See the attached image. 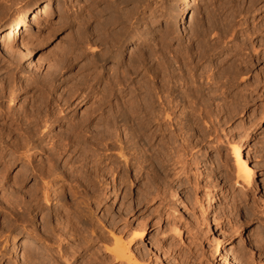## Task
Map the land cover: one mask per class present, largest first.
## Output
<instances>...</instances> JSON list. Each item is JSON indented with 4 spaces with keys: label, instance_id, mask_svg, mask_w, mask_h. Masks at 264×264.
Instances as JSON below:
<instances>
[{
    "label": "rangeland",
    "instance_id": "374dc122",
    "mask_svg": "<svg viewBox=\"0 0 264 264\" xmlns=\"http://www.w3.org/2000/svg\"><path fill=\"white\" fill-rule=\"evenodd\" d=\"M184 1L0 0V29L33 2L52 6L35 19L30 13L20 30L27 31L23 41L32 61L23 59L16 40L10 56L0 52V207L14 179H22L21 192L35 189L39 180L28 176V162L38 168L49 153L58 154L55 172L46 178L49 204L40 200L31 224L0 209V264H65L66 241L76 250L74 264H122L104 251L110 235L126 241L143 229L146 236L132 248L142 264H232L218 250L221 241L237 264H264V0H187L175 26L168 18ZM220 37L217 49L202 60L193 57L191 73L203 83L196 104L206 102L207 124L183 120L185 126L176 127L194 129L185 137L172 138L168 129L145 139L132 132V123H108L123 98L147 94L138 86L157 81L159 52L186 57ZM123 74L133 78L129 88L112 92ZM178 74L172 92L181 99L185 85ZM186 107L192 106L181 102L176 114ZM54 119L60 124L47 135L44 128ZM105 128L116 144L120 137L131 140L127 162L117 148L97 141ZM195 130L206 133L204 139ZM233 140L245 145L258 170L250 187L235 185L228 161ZM91 236L95 241L87 244ZM21 237L37 245L33 252L21 246L25 256L16 261L13 242Z\"/></svg>",
    "mask_w": 264,
    "mask_h": 264
},
{
    "label": "bare ground",
    "instance_id": "6f19581e",
    "mask_svg": "<svg viewBox=\"0 0 264 264\" xmlns=\"http://www.w3.org/2000/svg\"><path fill=\"white\" fill-rule=\"evenodd\" d=\"M186 1L187 0H185L184 3H181L178 8L174 9V11L172 12V15L169 16L170 18H168L174 22L175 26L180 27V22L182 20V17L184 15L185 11H187V9L189 8V4ZM51 10H52V6L49 2H45L44 4H42L40 6L38 5V2H33L29 6H27L25 8H21V10H18L10 18V20H8V22L5 25H3L0 29V52H2V55H9L10 56V54H12L14 52V51L11 52V49H12L11 46H12V42L16 40V41H18V45L22 50L20 52H21L23 59L28 61V62L32 61L33 60L32 53L30 52L27 45L23 41V39H25V37L27 36V31H24V32L22 31V33H21L20 30H21L22 26H24L26 23L29 22L30 13H35V15L33 14L34 19H35V18L41 17L45 13L50 12ZM32 21H33V19H32ZM35 21L36 20H34V22ZM12 31H15L16 37H15V34L13 35L11 33ZM221 33L224 34V32H221ZM226 33H228V32H226ZM181 34L185 35V29L184 28H181ZM223 36L225 37V35H223ZM221 41H223L222 38L220 41H219V39L214 40V41H212V43L210 42V44L205 43L207 45V46H205L206 48L204 47L202 49L200 46L201 49L200 50L198 49L197 52L195 51V49H193V51H195V53H193L191 51L192 53L190 52V55H188L186 57L177 56V54H176L173 56V58L168 59L164 55V50L163 51L161 50L162 52H159L161 54V56L158 57L157 56L158 54L156 55L157 59L159 58V60L157 61V59H155L157 61V63H156L157 67L155 69L159 68V69H157V71L159 70L158 76H157V74L154 75V76H157V78H156L157 81L154 82L155 80L152 81L149 79V82L148 83L146 82L147 84L144 83V84L139 85L138 87H140V88L134 86V88L139 89L138 91H140V89H143V88L146 89L147 94L144 92L145 94H143L141 96L140 93H137L135 98L134 99L132 98L133 99L132 101H129L130 98H126V99L123 98V100L121 99L122 100L121 105L115 106V108H112V118H110V121H108V123L115 125L120 120H123V121L128 122V123H132V125H130L133 127V128L131 127L132 132L135 133L136 136H141V138L143 137L145 139L150 138L152 135H155V133H160V132H162V130L166 131L168 129L172 133H175V135L171 136L172 138L176 135L178 136L181 134H183L184 135L183 137H185L189 130H194V129L191 126H189V128L186 130H182L183 128H181V127L180 128L176 127L178 124L182 123L183 120L186 123L191 121V124H195L198 121H202L204 124H207L206 118L208 116L210 117V114L206 111V107H207L206 102L205 103L201 102L200 104H198V103L196 104V100L200 99V96H201V98L203 96L202 95L203 94V83L199 82V84H197L196 78H198V77H196V75L193 72L191 73V71L195 67V62H193L194 61L193 57H195L194 54H196L197 59H195V60H198V59L202 60V57L206 53H209L210 51L217 49L219 47V43ZM134 49L135 48H131V52L134 51ZM146 59L147 58L142 57V59H141L143 62L142 64H144V61L146 62ZM197 62L198 61H196V63ZM193 63H194V65H193ZM198 64H199V62H198ZM144 67H145V64H144ZM127 68H129V67H127ZM134 69L135 68L133 67V71H134ZM199 70H200V68H199ZM179 72H180V77H181L180 80H182L181 82L183 83V86L185 85V90L183 91V93H180L181 99H178V95L176 96L173 94L174 91L172 92L173 88H175V81L178 82L177 75H179L178 74ZM203 72H204V70H203ZM128 73L132 74L133 72L129 71ZM207 74H205V75H207ZM130 76L128 74H123L121 76H118L116 79L114 78L115 80H114V83L112 85V87H113L112 92L115 91L116 87L122 88V85L125 86V88L123 89L124 91L126 89H128L129 88L128 84L133 79V78L131 79ZM207 76H204V77L206 78ZM210 76H212V75L210 74ZM147 77H148V75H147ZM151 77H153L152 74H151ZM209 78H207L208 83H210L211 81H214V80H210V82H209ZM212 79H214V78H212ZM177 82H176V84H177ZM203 82H204V80H203ZM114 87H115V89H114ZM132 90H130V92ZM136 90L137 89H135V91ZM17 98H18V93H15L13 100L15 101V99H17ZM121 98H122V96H121ZM116 102L120 103V100L116 101ZM181 102L186 103L187 105H189V107L190 106H192V107H190V108L186 107V108H188L187 110L182 111L181 114L180 113L176 114V112H177L176 108L178 106L180 107ZM193 104H194V106H193ZM196 106L198 107V110H196ZM180 115H184V116L180 117ZM261 118H264V115H261ZM59 124H60V122L58 121V119H54V120L50 121L49 124L46 125V127L44 128L45 129L44 133H47V135H50L51 130H53ZM111 124H109V126ZM182 124H183V126H185L184 125L185 123H182ZM164 126H166V127H164ZM108 129L106 130V128H105V131H103L100 134V136L97 138V141L102 142V144L104 146H106L108 149L110 146L112 148L113 147L117 148L118 149L117 150L118 155L121 158H123V160L125 162H127V159H128L127 155L129 156L130 152L128 150L129 153H127V155H126L127 151H125V150L129 148L128 144H129V142H131V140H129L128 137H125L124 139H122V137H120L121 139L118 142L119 144L118 143L116 144V142H115L116 140H114V142L112 141L114 139V137L111 140L112 133ZM195 131H196V133H198L197 135L200 139H204L206 133H204L203 131H202V133H199L198 132L199 130H195ZM32 134H33V131L31 130L30 136ZM132 135H134V134H132ZM67 139H69V137ZM238 140H239V138H238ZM233 141L228 144V147L231 149L230 150L231 151L230 156L228 157V161L233 164V167H234L233 169L235 170V172H234V174H235V185L236 186H242V187L245 185V186L250 187V186H252L254 179L258 177V172H257L258 170L256 171L255 166H253L254 164L251 165V163L249 162V159L246 158L245 145L240 141H237V140L234 142ZM26 146H27V144H26ZM55 147L60 149L61 145L56 144ZM131 155H134V154H131ZM57 156H58V154L56 151L53 153H49L48 157H46L47 161L42 163L41 166L38 168H36L37 166L36 167L33 165L31 166V163L28 162V166H29L28 167V172H29L28 176H36L39 180L36 183L35 189H33L29 192H21L20 191V184H21L20 182L22 181V179L21 178H20L21 180L19 178H18V180L14 179V186L15 187H13V191L9 195H7L8 197L6 195H3L4 204L0 207V209H3L5 211V213H7L9 216H14L15 218L20 217V216L26 217L27 223L31 224V222H32L31 212L41 206L40 200L43 199L46 202V204H49L48 191H47L49 183L46 180V178H48L50 175H52L53 172H55V169H56L55 163L57 162V159H58ZM18 157H19V155H18ZM108 157L110 158V156H108ZM18 159L19 158L15 159V160H18ZM134 159H131V160H134ZM136 160H134V161H136ZM131 164H133V163H131ZM137 169H139V168H137ZM122 172L124 173L123 170H122ZM137 172H138V170H137ZM22 176H23V174H22ZM123 176H124L123 174L119 175L118 180H122ZM135 177H136V175H135ZM209 206H211V205H209ZM3 223H4V221H3ZM174 230H176V229H174ZM135 232L136 233H134L133 236H131V238L126 240V241L125 240L123 241L122 237L117 235L118 234L117 232H116L117 234L113 232L114 234L110 235V236H112L111 242L109 241L110 242V246H109L110 248L107 247V249H105L104 251L106 253H109L110 255H112V257H110V258H113V261L115 263L120 262L122 264L123 263L124 264H139L138 262H140V260L139 261L137 260V258H138L136 256L137 254L136 255L134 254L132 248L139 239L144 238V236H146L147 231L145 229H143L141 231L135 230ZM72 235H74V234H72ZM115 235H117V236H115ZM82 236H84V235L82 234ZM70 237H71V235H70ZM75 237H76V234H75ZM73 238H74V236L72 237V239ZM76 238H77V240L79 239L78 237H76ZM85 240H86L87 244L95 241L94 237L92 238V236L85 238ZM99 240H102V239L99 238ZM66 242H67V244H66L64 250L61 252V257L64 258L65 264H74L76 262V260L78 259L76 257V250L73 251L71 244H69L70 241H66ZM78 243H79V241H78ZM107 243H108V241H107ZM36 245H37V243L35 242V240H33L30 237H23V238L21 237V239H19V238L15 239L13 242V248L12 249H14V251H15L16 261L23 260V258L25 256V253L23 252V250H22L23 248H21V246H24L27 251H30V250L34 249V247L36 248ZM218 250H224L225 251L224 254H226L228 261L231 262L232 264H237V262L235 260L236 257H234L233 251H230L227 249V246H225L224 241L219 242ZM34 251H35V249H34ZM30 252H33V251H30ZM58 252L60 253V250H58ZM31 255L33 256L32 253H31ZM35 255H36V252H35ZM27 256L28 255H26L27 259L25 258L24 261L29 259ZM224 257H225V255H224ZM30 259H32V258L30 257ZM141 259H143V258H141ZM224 259H226V258H224ZM93 260L96 261V259L92 258V263H94ZM105 261H107V259ZM100 262L97 261L96 264H98ZM103 262L104 261H102V263ZM51 263L53 264V262H51ZM226 263H227V261H226ZM87 264H89V263L87 262ZM103 264H106V263L104 262ZM108 264H110V263H108Z\"/></svg>",
    "mask_w": 264,
    "mask_h": 264
}]
</instances>
